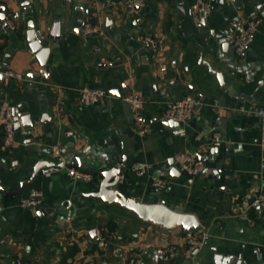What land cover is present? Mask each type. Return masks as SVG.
Instances as JSON below:
<instances>
[{
    "label": "crops",
    "instance_id": "obj_1",
    "mask_svg": "<svg viewBox=\"0 0 264 264\" xmlns=\"http://www.w3.org/2000/svg\"><path fill=\"white\" fill-rule=\"evenodd\" d=\"M196 1L145 0L130 14L124 0H0L16 27L0 23V60L24 74L7 87L0 80V105L8 100L16 117L28 116L34 125L25 130L19 121L9 150L0 130L2 187L17 190L39 161L79 157L86 170L103 172L127 158L123 196L164 201L209 230L206 246L187 259L180 228L167 231L86 197L98 190L97 177L74 169L77 178L88 179L83 182L73 169H44L21 194L0 192V264H131L136 257L158 264L152 251L169 246L179 251L172 264H264V209L256 202L264 190L258 115L264 109V0H201L212 6L205 24L193 22ZM30 22L49 49L43 65L27 42ZM86 22L101 31L83 36ZM251 22L258 23L254 40L237 55L233 39ZM146 36L159 42L157 53L143 42ZM83 88L102 89L107 97L85 107L79 103ZM128 95L142 101L143 136L124 100ZM188 95L201 98L200 115L185 124L163 120L166 105ZM215 134L220 147L212 145ZM55 146L62 149L59 157L52 155ZM181 153L209 158L221 179L181 172L174 164ZM138 163L146 165L143 176L133 169ZM156 178L168 187L155 189ZM33 194L39 195L35 208L22 207ZM98 230L109 242L106 249L99 247Z\"/></svg>",
    "mask_w": 264,
    "mask_h": 264
},
{
    "label": "built area",
    "instance_id": "obj_2",
    "mask_svg": "<svg viewBox=\"0 0 264 264\" xmlns=\"http://www.w3.org/2000/svg\"><path fill=\"white\" fill-rule=\"evenodd\" d=\"M70 1V0H65ZM124 5L126 6L130 14H136L141 8L146 5L145 0H124ZM212 11V6L204 1H196L192 8L191 14L192 19L195 24H201L206 22L210 17ZM8 27L15 30V26L11 22H7ZM258 29L257 22H251L245 29H243L239 34H237L233 39V48L237 55H242L248 47L252 44L254 40L255 33ZM101 31L98 26L92 25L90 22L84 24L82 33L83 36L87 37L94 33ZM143 42L148 44L154 53L158 52L159 42L152 36H146ZM40 74H44V70H40ZM0 76H2V83L5 87L9 86L13 81H23L24 74L20 72H14L12 70L4 69L0 60ZM107 93L98 88H83L79 94V103L85 107H93L99 105L105 98ZM124 100L132 106L134 114V125L136 130L140 135H145L148 132V125L146 119L142 113V101L133 96L128 95ZM202 107V100L200 97L195 95H188L184 99L178 102L169 103L166 105L163 112V120L175 122L178 124H185L192 119L197 118L200 115V108ZM258 115L262 118L263 123L261 126V137H260V147L262 149V165L264 167V109L258 111ZM16 111L14 106L8 100H2L0 105V130L3 133L4 147L9 150L16 144ZM222 144V138L219 134H215L212 140L213 147H220ZM62 153V149L59 146H55L52 149V155L54 157H59ZM174 164L177 168L191 177H204L213 176L217 179H221V174L219 170L211 167L207 162L199 159L196 153H181L177 154L174 158ZM134 171L139 175L143 176L145 174L146 165L143 163H138L134 165ZM75 172L76 176L78 172ZM90 178L89 176H87ZM169 182L164 178H156L152 182V186L157 190H164L168 187ZM39 195L33 194L30 198L24 199L21 202V206L24 208H35L38 202ZM258 206L264 209V190L259 193L256 198ZM98 236V244L101 249H106L109 245L108 240L103 235V230H98L96 232ZM209 239V230L207 226H200V230L191 233H186L185 245L186 249L183 252V257L190 259L198 251L202 250ZM152 256L154 258L162 257L164 262H169L175 260L179 256V251L176 246H169L163 249H155L152 251ZM14 264H25L20 259L15 260ZM131 264H142L141 258L136 257L132 259Z\"/></svg>",
    "mask_w": 264,
    "mask_h": 264
},
{
    "label": "water",
    "instance_id": "obj_3",
    "mask_svg": "<svg viewBox=\"0 0 264 264\" xmlns=\"http://www.w3.org/2000/svg\"><path fill=\"white\" fill-rule=\"evenodd\" d=\"M5 13H6V8L1 6L0 23H3V27L7 29L8 24ZM202 23L205 24V22ZM59 38H60V33L52 36L53 40H58ZM27 42L30 46L32 53L37 56V58L40 60L41 64L43 65L44 61L46 60V57L49 54V49L45 48L43 46V43L40 40H38L36 31L34 29V24L32 22H30L28 25ZM7 58H9V56ZM3 68L7 69V64H4ZM1 79L2 76H0V80ZM19 121H22L23 128L25 130H31L34 127L28 116L16 117L17 132L21 130ZM198 157L199 159H202V156H198ZM203 161L208 162L209 158L206 157L203 159ZM127 164H128V160L127 158H124L120 167L111 168L109 170L99 172V171L86 170L83 167V163L79 157L73 158L70 162L63 161V162L55 163L50 161H39L34 167L32 176L26 180H23L17 190L6 191L2 187L0 181V192L11 196L21 194L25 189V187L30 183H32L39 174V172L44 169L45 170H50V169L62 170L64 168L73 169V170L76 169L80 173L86 174L89 177L92 176L97 177L96 182L98 184L97 185L98 190L96 192L85 194L86 197L92 199H100L106 205L118 206L120 208H123L131 212L135 216H137L144 223L159 226L167 231L180 228L185 233L188 232L195 233L200 230L201 224L199 220L196 218V216L188 213H181L174 211L169 207H167L164 201H160L157 204H145L142 203L140 199H131L123 196L119 191V185L121 182L122 175L127 171ZM170 166L173 167V162L170 163ZM178 174H179V170L173 167L171 171L172 177H176V175ZM72 176L77 178L75 172L72 173ZM77 180L85 182L88 179L86 178L85 180V178H77ZM93 234H95V231L92 232V235ZM163 262L164 261L162 257L157 258L158 264H163ZM174 262L175 260H171L170 262H166V263L172 264Z\"/></svg>",
    "mask_w": 264,
    "mask_h": 264
}]
</instances>
